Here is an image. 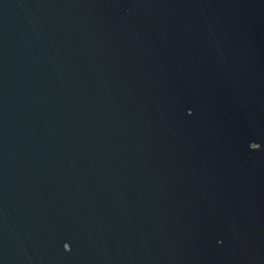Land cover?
<instances>
[{
  "label": "water",
  "instance_id": "95a60500",
  "mask_svg": "<svg viewBox=\"0 0 264 264\" xmlns=\"http://www.w3.org/2000/svg\"><path fill=\"white\" fill-rule=\"evenodd\" d=\"M0 264H264V0H0Z\"/></svg>",
  "mask_w": 264,
  "mask_h": 264
}]
</instances>
